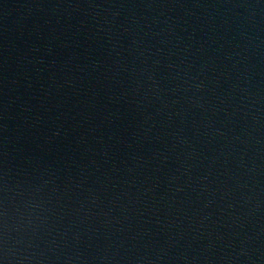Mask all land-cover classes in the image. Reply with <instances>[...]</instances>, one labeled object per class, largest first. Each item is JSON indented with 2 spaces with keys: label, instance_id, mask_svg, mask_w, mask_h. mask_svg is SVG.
I'll use <instances>...</instances> for the list:
<instances>
[{
  "label": "water",
  "instance_id": "water-1",
  "mask_svg": "<svg viewBox=\"0 0 264 264\" xmlns=\"http://www.w3.org/2000/svg\"><path fill=\"white\" fill-rule=\"evenodd\" d=\"M0 264H264V0H0Z\"/></svg>",
  "mask_w": 264,
  "mask_h": 264
}]
</instances>
